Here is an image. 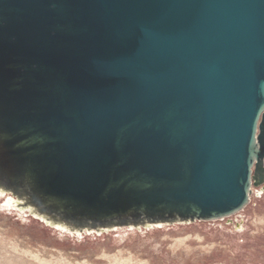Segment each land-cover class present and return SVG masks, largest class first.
I'll list each match as a JSON object with an SVG mask.
<instances>
[{
	"label": "water",
	"instance_id": "water-1",
	"mask_svg": "<svg viewBox=\"0 0 264 264\" xmlns=\"http://www.w3.org/2000/svg\"><path fill=\"white\" fill-rule=\"evenodd\" d=\"M264 193V0H0V192L73 234L217 221Z\"/></svg>",
	"mask_w": 264,
	"mask_h": 264
},
{
	"label": "rangeland",
	"instance_id": "rangeland-1",
	"mask_svg": "<svg viewBox=\"0 0 264 264\" xmlns=\"http://www.w3.org/2000/svg\"><path fill=\"white\" fill-rule=\"evenodd\" d=\"M253 190L250 204L228 219L79 235L0 192V264H264V193Z\"/></svg>",
	"mask_w": 264,
	"mask_h": 264
},
{
	"label": "bare ground",
	"instance_id": "bare-ground-1",
	"mask_svg": "<svg viewBox=\"0 0 264 264\" xmlns=\"http://www.w3.org/2000/svg\"><path fill=\"white\" fill-rule=\"evenodd\" d=\"M7 205H10V206H12V207H16L17 206V204H16V202H14V201H12V200H7V203H6ZM26 215V214H25Z\"/></svg>",
	"mask_w": 264,
	"mask_h": 264
}]
</instances>
